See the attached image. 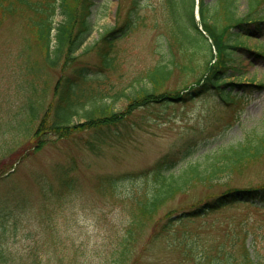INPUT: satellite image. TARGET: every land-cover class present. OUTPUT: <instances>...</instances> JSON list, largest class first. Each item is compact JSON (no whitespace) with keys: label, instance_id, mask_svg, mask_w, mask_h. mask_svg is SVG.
I'll return each mask as SVG.
<instances>
[{"label":"trees","instance_id":"1","mask_svg":"<svg viewBox=\"0 0 264 264\" xmlns=\"http://www.w3.org/2000/svg\"><path fill=\"white\" fill-rule=\"evenodd\" d=\"M95 3L96 0H0V25L11 18L18 31L15 49L9 53L13 63L7 69V80L14 82L18 104L14 110L8 109L11 112L6 110L0 115V132L14 133L18 142L9 144L5 140V144H0V154L25 144L22 141L34 135H38L35 147L39 148L46 143L48 131L68 137L92 128L97 139H102L108 134H101L105 127L111 131V138L120 134L119 126H124L127 115L153 103L165 105L215 93L217 104L229 105L245 98L251 88L264 90L262 82H242L245 79L240 64L244 56L264 57L263 40L257 45L248 42L264 28V0H130L128 7L126 0H120L115 22L103 26L98 36L90 39L95 31ZM139 28L157 30L153 41L158 56L134 74L132 80L136 84L130 81L129 86L116 88L115 83L109 85V74L97 82L98 72L75 63L80 49L96 47L101 68L120 70L123 61L116 43ZM58 67L60 74L53 85L55 99L47 103V70ZM68 67L72 70L66 72ZM173 75L180 81L177 87L168 89ZM121 98L126 103L116 109L114 103ZM194 149L189 143L184 152L192 154ZM179 158L164 155L139 172L98 176L95 188L101 195L109 194L122 203L127 215L120 237L110 242L108 258L98 264H139L141 253L151 251L154 239L162 233L169 235L176 224L184 225L185 221L222 207L242 204L243 211H264V177L239 185L231 183L235 175L264 162V114L256 124L242 130L237 139L226 140L193 161L178 165ZM220 174L224 180L218 183L219 190L180 211H160L174 195L191 185L199 182L213 188ZM54 181L58 183L56 191L52 188ZM54 181L42 179L45 199L39 207L46 228L55 224L48 233L53 242H46L53 246L54 259L43 262L39 248L45 242H36L31 250L28 245L15 247L16 253L9 248L7 239L16 236L20 226L15 210L30 208L28 197L18 195L14 202L7 198L8 207L0 213V264H29V260L30 264H77L74 242H55L67 230L57 220L58 207L65 203L66 191H76V179L58 168ZM243 211L239 210L236 217ZM150 224V238L140 247V239H144ZM183 231L175 249L179 248L183 260L191 264H264L253 244L246 243L247 226L239 222H233L229 242L217 240L209 246L201 245L197 232Z\"/></svg>","mask_w":264,"mask_h":264},{"label":"rangeland","instance_id":"2","mask_svg":"<svg viewBox=\"0 0 264 264\" xmlns=\"http://www.w3.org/2000/svg\"><path fill=\"white\" fill-rule=\"evenodd\" d=\"M119 1L96 0L92 13L95 32L90 39L97 37V32H100L103 26L115 22L114 9ZM129 2L130 0H126V7ZM242 6L243 2L240 4V7ZM121 9L123 13L125 10ZM17 32L11 18L0 25V98L5 99L3 103L0 100V105L3 106L0 115L8 109L14 110L18 104L14 82L7 80V69L13 63L9 53L15 49ZM156 33L157 30L154 29L139 28L116 43L117 53L123 61L120 70L101 68L96 47L88 51L80 49L75 63L89 66L90 72H98L97 82L104 81V75L109 74V85L115 83L116 88L129 86L130 81L136 84L132 80L134 74L157 59V45L153 41ZM254 36L256 37H251L248 41L250 45H257L260 40L264 42V28L262 33L257 32ZM240 64L243 66V82L252 80L255 83H264V57L249 59L244 56ZM70 70L71 67H68L66 72ZM47 73L49 86L46 101L50 103L55 99L53 85L59 77L60 68L48 69ZM174 75L169 80L168 89L177 87L180 81L176 80ZM216 101L217 94L206 93L194 100L165 105L153 103L139 107L127 115L122 124L124 126H119L120 134L111 138V131L105 127L101 134H108L102 135V139H97L92 128L68 137H58L48 131L46 143L39 148L35 147L38 135H34L33 138L24 139L22 142H26L25 144L20 143L9 152L0 154V168L3 169L0 172V213L8 207L7 198H12L14 202L18 195L20 198L28 197L30 206L22 212L15 210V215L20 216V226L17 235L7 239L9 248L16 253L15 247L28 245L31 250L36 242H45V245L39 248L43 262L54 259L53 246L46 242H53L49 229L53 228V225L55 227V224L46 228L41 219L43 211L39 207L45 199L41 182L43 178L54 181L55 170L62 168L66 170L67 175L75 177L76 191L71 194L66 191V201L58 207L57 220L61 228L66 226L67 230L56 237L55 242H74L77 247V264H98L100 260L104 263L110 254V242H115L120 237L118 234L127 223V215L122 203L110 198L109 194L101 195L98 187L95 188L98 176L139 172L153 165L164 155L174 158L181 156L176 159L178 165L193 161L199 158V154L215 149L222 142L237 139L242 130L256 124L264 114V90L257 88H251L246 98L235 100L229 105L217 104ZM125 103L121 98L114 106L119 109L124 107ZM5 140L13 144L18 142V137L14 133L0 132V144H5ZM189 143H192L195 149L192 154H185L186 144ZM262 177L264 162L246 170L242 175H235L231 183L239 185L249 179ZM223 180L224 177L220 174L214 181L213 188L199 182L191 185L187 190L174 195L160 211L164 212L170 208L180 211L188 208L197 200L206 198L209 193L219 190L218 183ZM52 188L54 191L59 189L56 181L53 182ZM241 206L242 204L222 207L207 212L205 216L185 221L184 225L176 224L172 233H162L154 239L156 243L151 251L141 253L139 264H191L189 260H183L182 253L178 252L179 248L175 249L183 230L197 232L201 245L209 246L215 245L214 241L217 240L229 242L233 233V222L247 226L246 243L253 244L263 262L264 211L255 208L243 211ZM239 210L243 212L236 217ZM151 224L145 229L144 239H140V247L142 242L150 238L153 231ZM113 232L116 234L112 235ZM14 264L22 263L15 261Z\"/></svg>","mask_w":264,"mask_h":264}]
</instances>
